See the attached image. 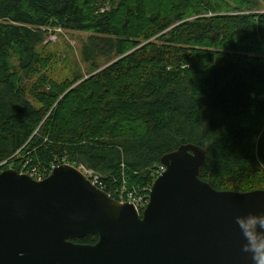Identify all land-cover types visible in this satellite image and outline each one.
<instances>
[{
	"label": "trees",
	"instance_id": "obj_1",
	"mask_svg": "<svg viewBox=\"0 0 264 264\" xmlns=\"http://www.w3.org/2000/svg\"><path fill=\"white\" fill-rule=\"evenodd\" d=\"M263 4L0 0V171L45 178L64 160L101 174L111 196L143 194L160 158L190 142L213 188L264 189V12L249 13ZM48 28L88 33L86 77L50 72L37 49Z\"/></svg>",
	"mask_w": 264,
	"mask_h": 264
},
{
	"label": "water",
	"instance_id": "obj_2",
	"mask_svg": "<svg viewBox=\"0 0 264 264\" xmlns=\"http://www.w3.org/2000/svg\"><path fill=\"white\" fill-rule=\"evenodd\" d=\"M160 162L141 214L69 163L40 181L1 170L0 264H258L264 189L213 188L199 177L206 149L190 142ZM88 234L95 244L73 240Z\"/></svg>",
	"mask_w": 264,
	"mask_h": 264
},
{
	"label": "rangeland",
	"instance_id": "obj_3",
	"mask_svg": "<svg viewBox=\"0 0 264 264\" xmlns=\"http://www.w3.org/2000/svg\"><path fill=\"white\" fill-rule=\"evenodd\" d=\"M260 12H264V4L257 11H249V13L253 14ZM87 36L88 33L84 31L60 28L47 29L45 40L37 46V49L40 54H50L53 57L50 63V72L55 77H86L87 73L90 72L89 63L84 60L82 55V47ZM12 63L15 65L16 60L13 59ZM29 81L28 79H24V82ZM260 118L259 114L247 115L244 117V120L248 124L254 125Z\"/></svg>",
	"mask_w": 264,
	"mask_h": 264
},
{
	"label": "built area",
	"instance_id": "obj_4",
	"mask_svg": "<svg viewBox=\"0 0 264 264\" xmlns=\"http://www.w3.org/2000/svg\"><path fill=\"white\" fill-rule=\"evenodd\" d=\"M80 171L85 175V177L90 181V183L97 188L104 190V183H103V178L102 175L99 174L98 172L92 170V169H86L83 168L82 166H78ZM165 169L164 165L161 163L155 164L154 168V174L157 176L159 175L163 170ZM30 177L33 179L39 181L42 180L45 176L44 173L35 168H32L28 171H26ZM149 190H150V185L146 187V193L144 195H139L135 194L133 192H127L125 185L122 186V190H119L117 196H112L116 199H118L121 202L128 201L133 204L135 209L140 212L144 209V207L147 205L148 199H149ZM110 195V193H108ZM111 196V195H110Z\"/></svg>",
	"mask_w": 264,
	"mask_h": 264
},
{
	"label": "clouds",
	"instance_id": "obj_5",
	"mask_svg": "<svg viewBox=\"0 0 264 264\" xmlns=\"http://www.w3.org/2000/svg\"><path fill=\"white\" fill-rule=\"evenodd\" d=\"M252 219L254 220L255 218ZM253 250L256 253L254 258L258 261V264H264V245L256 244Z\"/></svg>",
	"mask_w": 264,
	"mask_h": 264
},
{
	"label": "bare ground",
	"instance_id": "obj_6",
	"mask_svg": "<svg viewBox=\"0 0 264 264\" xmlns=\"http://www.w3.org/2000/svg\"><path fill=\"white\" fill-rule=\"evenodd\" d=\"M61 163H65V161L64 160H62L61 162H58V163H56V164H52V166L51 167H54V166H56V165H59V164H61ZM68 163V162H67ZM72 164H74V163H72ZM36 169V168H35ZM38 170V169H37ZM146 193V187L144 188V190H143V194H140L139 192H136V194H139V195H144ZM84 237V236H83ZM95 244V243H94Z\"/></svg>",
	"mask_w": 264,
	"mask_h": 264
}]
</instances>
